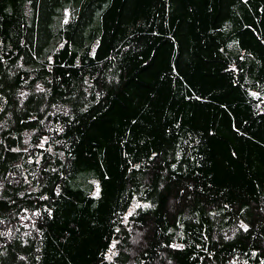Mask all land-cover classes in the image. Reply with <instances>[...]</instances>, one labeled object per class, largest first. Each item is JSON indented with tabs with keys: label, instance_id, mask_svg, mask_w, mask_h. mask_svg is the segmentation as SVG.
Returning a JSON list of instances; mask_svg holds the SVG:
<instances>
[{
	"label": "trees",
	"instance_id": "trees-1",
	"mask_svg": "<svg viewBox=\"0 0 264 264\" xmlns=\"http://www.w3.org/2000/svg\"><path fill=\"white\" fill-rule=\"evenodd\" d=\"M0 264H264V0H0Z\"/></svg>",
	"mask_w": 264,
	"mask_h": 264
},
{
	"label": "rangeland",
	"instance_id": "rangeland-1",
	"mask_svg": "<svg viewBox=\"0 0 264 264\" xmlns=\"http://www.w3.org/2000/svg\"><path fill=\"white\" fill-rule=\"evenodd\" d=\"M138 205H140V202H138V201H133L132 202V204H131V206H130V208H129V210L127 211V214H129L133 209H135ZM143 205V204H142ZM109 255H110V253H109Z\"/></svg>",
	"mask_w": 264,
	"mask_h": 264
},
{
	"label": "snow or ice",
	"instance_id": "snow-or-ice-1",
	"mask_svg": "<svg viewBox=\"0 0 264 264\" xmlns=\"http://www.w3.org/2000/svg\"><path fill=\"white\" fill-rule=\"evenodd\" d=\"M96 195H97V196L99 195V186H97V192H96Z\"/></svg>",
	"mask_w": 264,
	"mask_h": 264
}]
</instances>
